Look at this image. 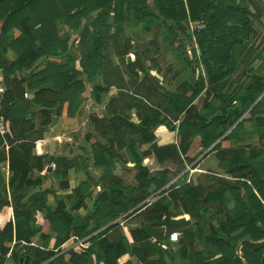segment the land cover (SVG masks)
<instances>
[{
    "label": "trees",
    "instance_id": "1",
    "mask_svg": "<svg viewBox=\"0 0 264 264\" xmlns=\"http://www.w3.org/2000/svg\"><path fill=\"white\" fill-rule=\"evenodd\" d=\"M199 18L205 27L192 36L201 59L193 54L205 72L174 89L149 73L130 40L120 41L128 23L153 22L159 32L174 22L185 31L183 22ZM40 59L41 68L25 73ZM0 70V186L12 193H0V211L13 212L0 228V264H264V0H0ZM82 75L95 101H105L102 116L89 114L85 140L95 142L81 164L33 154L52 117H74L86 100ZM159 125L176 131L174 142L160 143ZM254 132L256 145L233 144ZM219 138L206 157L213 153L226 175L201 169L173 181ZM88 160L100 168L96 184L82 180L70 198L53 192L49 207L44 168L54 164L59 180L70 168L90 174ZM59 187L70 188L65 180ZM135 216L141 222L124 231ZM83 238L80 251L61 247Z\"/></svg>",
    "mask_w": 264,
    "mask_h": 264
},
{
    "label": "rangeland",
    "instance_id": "2",
    "mask_svg": "<svg viewBox=\"0 0 264 264\" xmlns=\"http://www.w3.org/2000/svg\"><path fill=\"white\" fill-rule=\"evenodd\" d=\"M167 25H169L171 28H167V26L164 25L160 30H158L159 32H157V29H155L153 22H150L147 25H145L142 22L138 24H134L133 22L131 24L128 23L123 28L122 35H120L121 37L120 41L123 47H126L125 44L127 43V41L130 40V43L133 46V48H135L140 53L142 58H144V64L149 70V73L155 76L160 81H167L168 84H165V87L167 89H174L176 85H178L182 80H191L193 77L195 78L199 74H204L205 69L204 66L202 65V62L196 63V61L194 60L193 49H196L199 59H201V55L197 43L194 42V37L192 36V32L189 27L188 20L186 22H183V25L186 28L185 31H182L179 28V26L174 22H169ZM256 26L260 27L257 24ZM78 32L79 31L71 32L72 40L77 39V35L79 34ZM13 33L14 34L16 33L15 30L13 31ZM99 46L102 47V43H100ZM72 53L73 55H76L74 50L72 51ZM110 54H111L110 57H112L116 61H119V58L115 56V50L113 48H111ZM257 62L258 59H255L251 67H253ZM38 64L39 61L36 63L35 66H33L34 68L26 70L25 73H29L31 71L36 70L38 67H42L43 61H41L40 65ZM193 65L195 66L197 65L196 70L194 72L192 71ZM80 79L85 83V93H88V91L91 88L90 82L86 80L85 75H82ZM94 81L95 83H99L101 81V75L98 74L94 78ZM226 87L227 86H225V88ZM111 93H116V89H111L107 97H109ZM30 96L31 94L29 93V97ZM88 99L89 96H86V100L84 103L85 106H83L84 110L82 107V111H81L82 118L79 121L78 130L74 133L70 132L69 137L67 136L68 134L65 135L68 137V140L65 141H68L67 143H71V144L67 146L64 145V147H61L65 151H69V152L74 151V155L85 154L86 151L90 150L91 143L95 142V139H92L90 143L86 142V140L83 139L84 133L89 130V127L86 124L87 119L85 115L87 111L88 110L91 111L93 110L96 112L98 111V114L102 116V103H99L100 105L97 106L95 103L92 104L89 103L90 101ZM245 127L246 129H250V130L253 129L250 121L248 120L245 121ZM153 131L157 135H159L160 143H169L175 141L176 131H170L164 125L157 126L156 128L153 129ZM256 135L257 132H254L251 138H246L243 142H239V143L233 142V144L256 145ZM205 152L206 151L198 152L196 161L191 164H187L180 173H178L176 176L172 178L173 181L174 182L186 181L191 177L193 178L197 174V172L200 171L201 169H210L212 171H216L221 174L222 172L215 165L217 159L215 158L213 153L210 154L208 157L202 159V157L205 156L204 155ZM91 161L92 160H88L85 164L86 169H88L87 171L91 172L90 174L86 172L84 173L82 171H78V172L72 171L70 175H67V177H63V178L60 177L58 178L59 180L55 179V181H53L52 183H50V181H47L44 186L57 189L59 187V182L62 180L67 181L66 179L68 178L71 179L70 185L74 187L78 186L82 180H86L90 185L94 186L96 184V179L101 174V171L100 168L91 167L92 166V165L90 166V164H92ZM1 169H3V167H1ZM183 173H185L186 175L183 177L182 180L181 179L179 180V177L181 175H184ZM8 176L9 174L5 172L6 179L8 178ZM0 190L2 196H5V194L12 195L11 191L6 186L4 187L0 186ZM62 191L64 190L62 189ZM64 194L68 196L71 193L67 191L64 192L62 195ZM29 197L30 196L25 197L23 201H27ZM48 197H49L48 199L52 201L53 196L49 195ZM128 197L130 196L128 195ZM93 199L94 198L92 197V200L87 199L85 201V204L87 205L88 209L92 207ZM77 213L81 217L85 218L88 214V211L85 209H81L78 210ZM8 221H13L12 208L4 207L0 211V228H2L5 225V223ZM140 222H141V218L137 216L133 217L129 222H127V225L126 223L123 225L124 231L128 229V227L131 228L132 226H135ZM51 233L53 234L54 232ZM72 242H73L72 246L75 247L78 251H80L81 247H76L78 245V242L75 241L74 239H72ZM83 246L85 245L83 244ZM18 249H20V247H18L17 250ZM21 253L23 252H20V254ZM6 264H19V263L17 261L16 262L13 261L10 257H7Z\"/></svg>",
    "mask_w": 264,
    "mask_h": 264
},
{
    "label": "crops",
    "instance_id": "3",
    "mask_svg": "<svg viewBox=\"0 0 264 264\" xmlns=\"http://www.w3.org/2000/svg\"><path fill=\"white\" fill-rule=\"evenodd\" d=\"M15 36H17V34H19V31L17 29H15ZM7 57L11 60H13L15 58V54L11 51H9L7 53ZM41 59L39 60V64H41ZM41 67H38L37 69H39ZM36 69V70H37ZM89 92V91H88ZM86 94V95H85ZM115 93H111V95H113ZM83 96H89V103H95L97 106H99L100 104L98 102L95 101L94 97L92 95H90L89 93H83ZM109 97H106V100L108 99ZM85 103V101H84ZM84 103L82 104V106L80 107V109L78 110V112L76 113V115L74 117H68L66 116L65 114L62 115V116H53L52 117V121L51 123L48 125L46 131L44 132L43 134V138L41 140H38L36 141L35 143V146L32 150L33 154L35 155H49V156H52L54 158H58V157H63V158H66V159H75L77 158L79 164H81L82 162V157L84 156V154H81V155H74V151L72 152H69V151H65L63 148L61 147H64L67 146V145H70L71 143H67L68 141H65V140H68V137L70 135V132L74 133L78 130L79 128V121L81 120L82 116H81V111H82V107L85 106ZM102 103V115H103V112H104V107H105V101L104 102H101ZM83 110H84V107H83ZM97 113L98 114V111H91V110H88L87 113L85 114L86 115V124L88 125L89 127V130L86 131L84 133V136H83V139H85V136L88 132H90V128H91V122L89 120V114L90 113ZM100 112V111H99ZM99 115V114H98ZM101 116V115H99ZM73 124V125H72ZM87 127V128H88ZM68 134V135H67ZM67 135V136H65ZM78 138V137H77ZM92 140V139H91ZM63 142V143H62ZM91 142V141H90ZM174 142V141H173ZM63 150V151H62ZM207 155V154H206ZM203 156L202 159L204 157ZM196 161V160H195ZM194 161V162H195ZM1 167H3L2 171L6 172L7 174L8 173V170H7V162H3L1 164ZM55 171V165L54 164H51V165H48L44 168L43 170V175L45 176V182H44V185L46 184L47 181H50V183H52L53 181H55L53 179V177L51 176L52 173ZM74 171V172H78V171H82V172H86V170L80 168V169H75V168H70L67 170L68 174L67 175H70L71 172ZM221 171V170H220ZM222 172V171H221ZM222 175H226L224 174V172L221 173ZM67 177V176H66ZM67 182L69 183V186L70 188H65L63 189L64 191H62V189H60V187H58L57 189L56 188H51V187H46V188H49L51 192H49L47 194V204L49 207L51 208H55L56 207V202H55V196H54V193L56 195H62L64 192H67L69 191L70 193H72L71 189L74 187V186H71L70 185V180L71 179H66ZM49 186V185H48ZM45 187V186H44ZM35 192V190H33ZM32 192V193H34ZM54 192V193H53ZM63 192V193H62ZM66 194V193H65ZM64 194V195H65ZM53 196L52 197V201H50L48 198V196ZM67 195H65L66 197ZM69 198L71 196L68 195ZM68 196L66 198H68ZM24 200V199H23ZM184 217L187 219L189 218V216L187 214L184 215ZM87 238V237H86ZM86 238H83L81 240H78V245L76 247H81L83 246V241L86 239ZM76 242V243H77ZM80 242V243H79ZM72 239L66 241L65 243L62 244V248L64 250L66 249H69V248H74L76 249L75 247L72 246ZM80 244V245H79ZM238 253H240V251L238 250Z\"/></svg>",
    "mask_w": 264,
    "mask_h": 264
},
{
    "label": "built area",
    "instance_id": "4",
    "mask_svg": "<svg viewBox=\"0 0 264 264\" xmlns=\"http://www.w3.org/2000/svg\"><path fill=\"white\" fill-rule=\"evenodd\" d=\"M189 27L191 29V32L193 33L194 31L200 30L205 27V21L202 18H199L195 21L189 20ZM5 93V84H4V75L2 71L0 70V135L5 136L7 133L6 126L3 122V117L1 114L2 111V102H3V97ZM26 97H29V93L25 92L24 94ZM180 237V232L178 231H173L170 233L169 239L172 242H177Z\"/></svg>",
    "mask_w": 264,
    "mask_h": 264
},
{
    "label": "water",
    "instance_id": "5",
    "mask_svg": "<svg viewBox=\"0 0 264 264\" xmlns=\"http://www.w3.org/2000/svg\"><path fill=\"white\" fill-rule=\"evenodd\" d=\"M259 98H260V97H259ZM259 98H258V99H259ZM258 99H257V100H258ZM257 100H256V101H257ZM239 120H240V119H239ZM239 120H238V121H239ZM222 137H223V136H222ZM222 137H221V138H222ZM221 138H219V139H218V140H217V141H216V142H215V143H214L209 149H207V151L204 153V155L208 154V153L211 151V149H212V148H213V147H214V146H215V145L221 140ZM166 186H167V185H165L164 187H166ZM164 187H163V188H164ZM163 188H162V189H163ZM155 194H156V193H154L152 196H150V197H149L148 199H146L144 202L146 203V202H147L148 200H150V198H152ZM138 206H139V205H137L136 207L132 208L131 210H129V211H128L127 213H125L124 215H126V214L132 212V211L135 210ZM113 222H115V221H113ZM113 222H111V223H113ZM111 223L105 225L104 227L110 225ZM104 227H102V228H104ZM102 228H101V229H102ZM182 241H183V240L180 239V242H182Z\"/></svg>",
    "mask_w": 264,
    "mask_h": 264
}]
</instances>
